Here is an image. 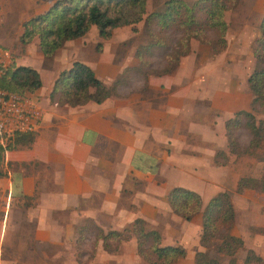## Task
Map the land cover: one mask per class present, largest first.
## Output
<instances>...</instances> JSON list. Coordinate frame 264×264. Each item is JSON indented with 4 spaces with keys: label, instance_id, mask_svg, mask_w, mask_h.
<instances>
[{
    "label": "crops",
    "instance_id": "0c3cea01",
    "mask_svg": "<svg viewBox=\"0 0 264 264\" xmlns=\"http://www.w3.org/2000/svg\"><path fill=\"white\" fill-rule=\"evenodd\" d=\"M53 1L0 0V64L30 66L40 79L39 88L25 93L39 111L33 140L1 155L0 264H144L131 238L114 251L98 243L93 255L86 257L84 251L79 262L74 255L85 223L105 233L123 229L135 218L159 230L162 245L184 249V257L172 264H193L194 253L202 248L200 216L180 219L165 195L180 186L198 193L204 204L224 191L230 169L214 166L212 159L216 150H226L224 120L247 108L239 101L243 83H230L223 53L203 57L206 49L198 52L196 43H190V52L179 59L176 70L142 76L140 89L133 86L130 74L117 86L116 95L100 103L57 104L48 94L59 72L73 61L87 64L109 86L137 59L130 26L111 29L107 39L91 26L81 37L65 41L49 62L36 38L21 51V22ZM24 11L26 18L14 22ZM235 39L239 42L238 34ZM216 58L220 65L214 64ZM43 63L47 66H40ZM247 191L238 193L243 208L231 202V233L242 240V254L250 249L264 264V210H255L257 202L243 197ZM170 223L180 230L174 240L165 232Z\"/></svg>",
    "mask_w": 264,
    "mask_h": 264
},
{
    "label": "trees",
    "instance_id": "16d2710c",
    "mask_svg": "<svg viewBox=\"0 0 264 264\" xmlns=\"http://www.w3.org/2000/svg\"><path fill=\"white\" fill-rule=\"evenodd\" d=\"M236 1L194 0L191 6H187L184 0H165L161 12H152L143 17L146 12V0H55L45 11L21 22L18 42L23 51L25 45L35 37L37 48L44 58H51L65 41L81 37L91 26L95 27L101 39H107L111 29L130 26L131 30L135 31L137 22L142 19L148 22L152 16L160 28L167 27L171 22H177L183 27V35L178 40V49L171 59L173 65L162 71L168 73L176 68L181 56L189 53L190 39L208 41L213 53L219 51L221 44L223 48V34L226 29L223 12ZM197 12H202V21L196 19ZM206 28L217 33L220 42L217 41L218 45L216 40H208L201 35ZM259 30L257 45L253 47V56L264 65V12L259 22ZM124 75L125 73L122 74ZM122 83L123 81L117 77L111 85L106 86L87 64L73 61L67 69L59 72L48 96L57 104L68 106H78L89 101L100 103L109 96L116 95V88ZM247 83L253 95L251 105H258L262 118L255 120L248 111L238 110L224 120L227 151L235 155L251 154L261 147L264 140V67L253 70L247 78ZM39 87V75L30 66H16L13 62L6 66L0 64V91L23 95ZM240 126L250 135L248 150L238 149L233 138L234 131ZM33 138L32 132H15L2 149H9L12 145H28ZM218 157L223 159L221 163H218ZM212 160L215 165L224 164V152H215ZM255 183L259 182L253 177H239L235 184V192L241 193L244 189L253 188ZM165 198L171 212L180 219L190 221L194 216H200L198 244L202 248L206 249L213 243L215 252L228 258L227 264H238L234 256L243 249V242L231 233L234 210L227 192L220 191L203 204L195 191L175 186L167 191ZM80 228L83 231L85 226L82 225ZM109 237L119 240L133 237L135 253L145 264H172L183 258L185 254L184 249L179 245H162L158 231L145 228L141 218L133 219L121 231L111 230L102 235L104 250L109 248L105 242ZM81 238L83 237L76 239V242ZM193 264H218V260L208 257L205 251H196ZM240 264H263V259L247 249Z\"/></svg>",
    "mask_w": 264,
    "mask_h": 264
},
{
    "label": "rangeland",
    "instance_id": "374dc122",
    "mask_svg": "<svg viewBox=\"0 0 264 264\" xmlns=\"http://www.w3.org/2000/svg\"><path fill=\"white\" fill-rule=\"evenodd\" d=\"M146 1H147V4L145 2L146 12L144 13L143 17H145L149 13L161 12L163 10L164 4L162 3V0H146ZM193 1L194 0H186L185 2L187 6H191ZM263 12H264V0H237L233 6L225 10L223 12V20L226 23V29L223 34L224 46L222 48V44H221L219 51L216 53L212 52L211 45L208 41L201 42L195 39H190V43L192 44L196 43V45L194 44L196 51L200 52L199 49H203V47L206 49L207 53L204 52L205 54H203V57L205 56L212 57L215 56L216 54L218 55V53L219 54L223 53V55H225L224 59L225 58L227 59L228 67H229V78L231 79L230 83H232L233 86H237L243 83L239 96L240 98L239 101L240 103H242L241 107H247L244 111H248L250 114H252L255 120L262 118V113L257 104L251 105L253 95L247 83V78L253 70L264 67V65L258 62L257 59L253 56V47H256L257 45L256 41L259 38V32H260L259 22ZM27 15L28 13L26 11L21 12L18 15V18H16L14 22L26 18ZM196 19L202 21L203 19L202 12L196 13ZM135 28H136L134 32L135 35L130 37L129 40L131 44H134L133 46V48L135 49L134 57L137 59V61L135 62V65H132L130 67L127 66L123 68L122 72H120L119 80L123 81V83H126L129 78V75L133 74L135 78L133 81L134 82L133 86L139 85L138 89H140L141 88L140 84L142 83L141 81L142 76L145 77L149 73L159 76L160 74L164 73L162 72L164 68L173 65L171 59L174 56L175 51H177L178 49L177 48L178 40L183 35L182 34L183 27L179 26L177 22H171L167 27L160 28L159 25L156 24L155 18L150 16L148 22H145L144 19H142L136 23ZM226 32H228V42L226 40ZM237 34L239 36V42L236 43L235 38ZM201 35L205 36L206 39L208 40H212V41L216 40V42L217 41L219 42V37L217 33L215 34L211 29L206 28L205 31L201 33ZM33 38L28 42V44L33 41ZM17 47L18 45H16V48ZM5 50L8 49L6 48ZM118 51H120V48L118 49ZM196 55L198 54L196 53ZM49 59L51 58H47L46 61L49 62ZM32 60H34V58H32ZM216 60H218V62H214V64L217 63L218 65H220L221 64L220 58L219 59L216 58ZM43 65L46 64L43 63L40 66ZM56 65L59 66L58 63H56ZM178 66L179 65L177 64L176 68ZM176 68L173 69L171 72L176 70ZM48 69L42 70L41 76L44 83H46L47 81V79H44V76L46 74V70ZM53 70L54 68L52 65L49 71L52 72ZM123 73H125L124 76H122ZM144 88L145 87H143L142 89ZM241 118H242L241 120L244 121L243 117ZM233 138L238 146L237 147L238 149L240 150L247 149L250 135L245 128L241 126L236 128L233 134ZM13 146L15 145H12V147ZM3 151L4 149L0 148V153H1L0 155H2ZM217 151L224 152L225 161L224 164L222 165L220 164L215 165L214 163L213 165L227 166L228 169H230L229 179L225 183L226 186L224 187V191L227 192L230 201L232 200L231 202L234 203L235 207L238 209L244 207V205H242V200L238 197V193L235 192V187L233 186L235 185L236 182L235 180L237 176L238 178L242 176L243 177L247 176L251 178L253 177L259 183H255V186L253 188H247L248 190L246 192L247 194H244L243 197H245L246 199H250L251 201L257 202V206H254L255 210L257 211L258 210L260 211V209L264 210V140L262 141L261 147L255 149L254 152H252L251 154L242 153L240 155H235L234 153H229L227 151V141H226V150L225 149L216 150L215 152ZM222 160L223 159L221 157L217 158L218 163H221ZM0 164H1V156H0ZM1 167H4V165L1 164L0 166V172L2 173ZM260 187H263V189H260ZM197 216L198 215L194 216L193 219H196ZM84 226L85 229H84L83 238H81L74 245V250L76 252L74 253V255H76L77 257L76 260L78 262L80 261L79 260L80 257L84 255L82 254L84 251L87 252V254H85L86 257H91L95 251L96 246H98L97 245L98 243H101V248L103 249L102 235H104L108 231H111V230H107L104 233L100 228H96L95 225H93L92 227L90 223H85ZM144 226L145 228L150 229L148 226H146V224H144ZM94 227L96 229H93L92 232L90 229ZM155 230L158 231L160 235L159 230L157 229ZM90 231L92 233H89ZM115 231H121V229ZM165 232L167 239L171 238L172 240H174V238L178 237V233L180 232V230L176 225L170 223V225H168V230H166ZM261 233L264 234V231H261ZM93 235H95L94 236L95 238L92 237ZM130 238L134 239L133 237ZM118 240L119 239L109 237V239L105 241L109 248L105 250L114 251L120 246L122 242L128 241L121 239L119 241ZM242 250L243 249L239 250L234 256L235 261L238 264L241 263V259L243 258L245 253L243 252L242 254ZM199 251H205L208 257L217 259L218 264H227L228 258L217 254L215 252L213 243L210 244L206 249L201 248V250ZM85 261L87 260L85 259Z\"/></svg>",
    "mask_w": 264,
    "mask_h": 264
},
{
    "label": "built area",
    "instance_id": "2783aa9c",
    "mask_svg": "<svg viewBox=\"0 0 264 264\" xmlns=\"http://www.w3.org/2000/svg\"><path fill=\"white\" fill-rule=\"evenodd\" d=\"M39 120V111L30 97L0 91V148H4L15 132H32Z\"/></svg>",
    "mask_w": 264,
    "mask_h": 264
}]
</instances>
